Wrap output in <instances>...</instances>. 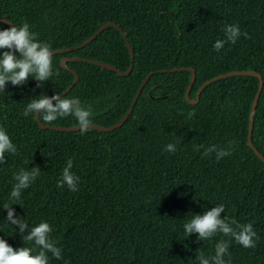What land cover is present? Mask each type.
Wrapping results in <instances>:
<instances>
[{"label": "trees", "instance_id": "obj_1", "mask_svg": "<svg viewBox=\"0 0 264 264\" xmlns=\"http://www.w3.org/2000/svg\"><path fill=\"white\" fill-rule=\"evenodd\" d=\"M0 19L18 27L27 22L52 51L84 43L106 23L123 30L135 59L129 76L88 62L67 63L79 81L64 97L91 106L93 124L120 122L152 73L126 123L112 132L42 129L23 111L31 99L60 95L73 84L75 76L61 66L62 59H90L127 72L132 58L114 27L82 49L53 55L59 76L42 87L30 77L26 85L8 84L0 92V128L17 147L16 155L0 164V238L14 249L35 247L6 223L2 208L11 203L14 175L21 168L39 167L40 177L13 206L29 229L41 222L52 227L51 238L63 259L49 253V264H200L199 250L212 256L215 245L229 238H188L183 225L220 204L225 207L222 218L252 223L259 236L255 248L232 240L231 264H264V162L255 153L264 156V87L250 147L257 77L214 81L192 105L185 99L192 73L169 72L196 71L192 100L205 82L230 72L255 71L264 81V0H0ZM227 25H238L251 38L241 35L217 52L214 44L224 39ZM9 27L0 23V30ZM189 112H195L191 119ZM51 126L78 122L69 116ZM177 140L175 154L164 150ZM230 141H235L230 156L217 161L215 153L203 155L206 147L227 148ZM199 145L204 147L195 150ZM69 159L79 177L76 192L57 187Z\"/></svg>", "mask_w": 264, "mask_h": 264}, {"label": "clouds", "instance_id": "obj_2", "mask_svg": "<svg viewBox=\"0 0 264 264\" xmlns=\"http://www.w3.org/2000/svg\"><path fill=\"white\" fill-rule=\"evenodd\" d=\"M224 39H217L214 49L219 52L228 43L236 44L241 35L250 39L247 32L241 33L238 25H227L224 29ZM0 50H4L0 56V92L5 93L8 84L13 87L24 86L30 77H34L38 87H42L54 75L59 76V72L53 71V51L52 45L47 42H39L38 34L30 30V25L25 22L22 26H12L0 30ZM19 53V56H17ZM183 115V113H181ZM191 119L195 112H189ZM23 116L42 120V125H51L60 118L72 116L79 125L80 132L87 133L93 125V112L91 106H85L79 98H68L63 95H53L51 97L41 95L33 98L23 111ZM176 143H168L165 151L175 154ZM235 141H230L227 148H217L215 145L205 148V157L216 155L217 161L232 154V146ZM203 145L196 146L199 150ZM17 147L12 142L8 132L0 128V164H6V157L10 154L15 156ZM73 160L66 162V167L62 170V175L57 181L58 188H67L78 191L79 177L72 171ZM39 167L30 170L21 168L13 177L15 183L9 194L11 203H5L3 210L7 212L6 223L19 229V233L24 241L34 244L35 247H20L14 249L8 242L0 238V264H49V253L52 257L61 260L62 249L57 247V241L51 238L52 227L47 222H41L29 229L28 223L19 218L13 205H18L21 201L22 192L28 189L40 177ZM225 212L223 204L206 210L204 215H192L191 220L184 223V233L186 237L198 234L199 241L212 239L217 234L228 237V240H220L215 245V253L206 257L202 251H198L197 259L200 264H231L229 257V247L232 240L244 248H255L259 236L254 230L252 223L241 224L235 219L223 217ZM225 257H229L228 260Z\"/></svg>", "mask_w": 264, "mask_h": 264}, {"label": "water", "instance_id": "obj_3", "mask_svg": "<svg viewBox=\"0 0 264 264\" xmlns=\"http://www.w3.org/2000/svg\"><path fill=\"white\" fill-rule=\"evenodd\" d=\"M1 22L8 24L10 27L14 26V24L11 23L10 21H8L7 19H0V23ZM110 27H114V28L118 29L123 34L124 38L127 41V36L123 32V30L118 25H116L115 23H111L110 22V23H106L105 25H103L94 35H92L84 43H82V44H80L78 46H75V47L67 48V49L54 50L53 51V55L64 54L66 52H72V51H77L79 49H82V48L86 47L87 45L91 44L94 40L97 39L98 36H100L106 29H108ZM127 47H128V50H129L130 55H131V58H132L131 66H130V68H129V70L127 72H122V71L118 70L115 66H113L111 64H108V63L100 62V61H93V60L84 59V58L62 59L61 66L64 69H67V70L71 71L74 74V76H75V80H74L73 84L70 85L60 95L65 96L66 94L70 93V91L73 89V87L79 81V76H78L77 72L71 70L67 66V63L70 62V61H72V60L73 61L88 62L90 64H94V65H97V66L106 68L108 70H111V71H116V72L119 73L120 76H129L131 74L133 68H134L135 59H134L133 49L131 48V45H130V43L128 41H127ZM182 70H186V71H189V72L192 73L191 83H190V85H189V87L187 89L186 95H185L186 101L189 102L192 105L198 104L199 101H200L201 93L203 92V90L208 85H210L212 82L217 81L219 79H223V78H227V77H231V76H255V77H257L260 80L259 90H258V93H257V95L255 97V100H254V103H253V107H252V111H251V119H250V130H249L248 145L250 147H253L252 136H253V126H254L255 113H256V109H257L258 102H259V99H260V95H261L262 90H263V87H264V81H263L262 75L259 74V73H257V72H255V71H235V72H230V73H227V74H223V75L217 76V77H215V78H213V79L205 82L200 87V89L198 90L197 95H196V99L192 100L190 98V92H191V90L193 88V85L195 84V81H196V71L193 68H186V69H178V68H176V69H171L169 72H178V71H182ZM151 76H152V73L146 77V79L142 83L141 87L139 88L137 95L135 96V99H134V101L132 103L131 108L123 116V118L120 120V122H118L117 124H115L113 126H110V127H105V126L93 124L90 129H94V130L101 131V132H112V131H114V130L120 128V127H122L126 123L127 119L131 115V113L133 112V109H134V107L136 105V102L139 99V97H140V95L142 93L143 88L145 87V85L147 84V82H148V80L150 79ZM35 121L37 123H39V126L42 129H50V130H55V131H58V132H76V131H80L79 125L78 126H75V127H59V126H51V125H42V123L40 122V120H39L38 117H37V119L35 118ZM255 153L264 162V156L259 151H257V150H255Z\"/></svg>", "mask_w": 264, "mask_h": 264}]
</instances>
